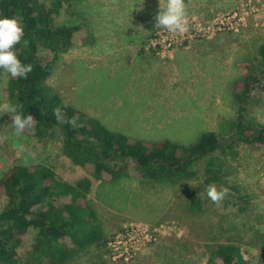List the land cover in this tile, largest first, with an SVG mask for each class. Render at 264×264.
<instances>
[{"label": "rangeland", "instance_id": "374dc122", "mask_svg": "<svg viewBox=\"0 0 264 264\" xmlns=\"http://www.w3.org/2000/svg\"><path fill=\"white\" fill-rule=\"evenodd\" d=\"M188 21L213 30L163 51L151 44L158 0H72L57 23L82 25L78 44L61 52L42 84L108 128L130 136L183 144L214 131L232 148L194 163L197 177L163 181L92 178L86 203L107 238L67 264H208L215 246H240L245 259L264 264V144L240 140L232 127L239 103L235 81L255 74L264 81V0H187ZM233 13L242 20L218 30L214 20ZM193 35V34H192ZM188 38V35L185 34ZM150 45V46H149ZM142 50L143 52H140ZM7 73L0 74V102H12ZM11 115L0 116V178L17 165H47L70 182L86 176L63 153L59 131L38 139L12 134ZM245 124L264 128V95H250ZM218 173L210 179L205 165ZM223 188L219 203L203 191ZM202 209L190 212V194ZM242 195L248 202L238 200ZM235 197L238 201L233 199ZM247 206L245 212L240 208ZM119 241L122 257L108 242Z\"/></svg>", "mask_w": 264, "mask_h": 264}, {"label": "trees", "instance_id": "16d2710c", "mask_svg": "<svg viewBox=\"0 0 264 264\" xmlns=\"http://www.w3.org/2000/svg\"><path fill=\"white\" fill-rule=\"evenodd\" d=\"M187 1V0H184ZM72 0H0V16H15L24 29L26 47L17 45V55L32 65L25 78L9 77L8 95L18 110L33 116V124L23 133L43 139L51 131L60 132L63 153L86 172L75 182L58 175L47 165H17L0 178V264H67L72 256L89 246L104 247L107 238L86 200L92 178L116 182L123 177L163 181L194 179V163L216 151L232 148L214 131H205L192 143L169 138L144 140L112 130L100 120L65 103L42 84L56 67L61 52L78 44L82 25L57 23L59 12ZM264 67V44L259 47ZM141 52H143L141 50ZM264 95V81L255 74L235 81L233 97L238 115L232 127L240 140L264 144V128L245 124L248 98ZM61 107L75 126L58 123L52 110ZM12 122V120H11ZM204 172L216 179L214 161L208 160ZM190 212L202 209L201 198L190 194ZM236 202H248L242 195ZM244 205V204H243ZM247 206L240 208L245 212ZM208 264H254L245 259L240 246H215Z\"/></svg>", "mask_w": 264, "mask_h": 264}, {"label": "clouds", "instance_id": "9594fccd", "mask_svg": "<svg viewBox=\"0 0 264 264\" xmlns=\"http://www.w3.org/2000/svg\"><path fill=\"white\" fill-rule=\"evenodd\" d=\"M154 27L171 34H182L188 31L189 24L184 0H158V10L154 17ZM24 29L15 16H0V74L7 73L10 77L25 78L32 71V65L24 63L17 55V45L26 47ZM10 114L12 134L20 136L25 128L33 124V116L18 110L12 102H0V116ZM52 115L58 123L75 126V119L66 117L61 107L52 110ZM203 194L213 203H219L225 196L223 188L209 183ZM202 193L198 194V197Z\"/></svg>", "mask_w": 264, "mask_h": 264}, {"label": "built area", "instance_id": "2783aa9c", "mask_svg": "<svg viewBox=\"0 0 264 264\" xmlns=\"http://www.w3.org/2000/svg\"><path fill=\"white\" fill-rule=\"evenodd\" d=\"M238 18V15L236 13H233L230 16H218L214 20V25L218 27V30L226 28L227 26H233L234 24L232 22L236 21ZM242 20L241 18H238V21ZM236 24V22H234ZM189 28L188 31L182 34H171L168 32L163 31L161 34L157 35L156 37L152 38L151 44L155 47L158 46L162 48L163 51L167 50L172 44H175L177 42H184V41H190L193 37H200L201 35H205L206 33L213 30L214 26H208L205 27V25L199 24L197 21H188ZM185 34L188 35V38L185 37ZM193 34V35H192ZM120 244L119 241H112L110 240L108 242L109 246L115 247L116 245ZM117 254V257H122L123 254L119 251V247H115L114 255Z\"/></svg>", "mask_w": 264, "mask_h": 264}, {"label": "crops", "instance_id": "0c3cea01", "mask_svg": "<svg viewBox=\"0 0 264 264\" xmlns=\"http://www.w3.org/2000/svg\"><path fill=\"white\" fill-rule=\"evenodd\" d=\"M150 46V45H149ZM140 52H141V50H140ZM113 130V129H112ZM121 132V131H120ZM124 133V132H123ZM132 137H134V136H132ZM136 138H138V137H136ZM140 139H142V138H140ZM169 139H171V138H169ZM144 140H146V139H144ZM149 141H154V140H149Z\"/></svg>", "mask_w": 264, "mask_h": 264}]
</instances>
